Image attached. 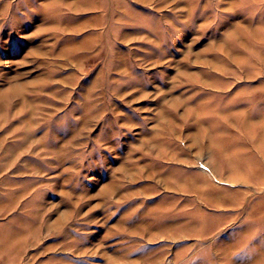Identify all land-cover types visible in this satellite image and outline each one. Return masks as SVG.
I'll list each match as a JSON object with an SVG mask.
<instances>
[{"label": "rangeland", "instance_id": "rangeland-1", "mask_svg": "<svg viewBox=\"0 0 264 264\" xmlns=\"http://www.w3.org/2000/svg\"><path fill=\"white\" fill-rule=\"evenodd\" d=\"M0 264H264V0H0Z\"/></svg>", "mask_w": 264, "mask_h": 264}]
</instances>
